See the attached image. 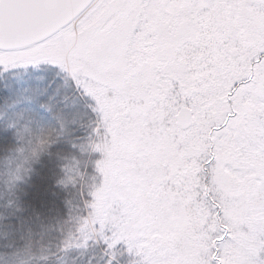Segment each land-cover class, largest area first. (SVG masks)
I'll return each instance as SVG.
<instances>
[{
	"label": "snow or ice",
	"instance_id": "obj_1",
	"mask_svg": "<svg viewBox=\"0 0 264 264\" xmlns=\"http://www.w3.org/2000/svg\"><path fill=\"white\" fill-rule=\"evenodd\" d=\"M0 232V264H264V0H0Z\"/></svg>",
	"mask_w": 264,
	"mask_h": 264
},
{
	"label": "rangeland",
	"instance_id": "obj_2",
	"mask_svg": "<svg viewBox=\"0 0 264 264\" xmlns=\"http://www.w3.org/2000/svg\"><path fill=\"white\" fill-rule=\"evenodd\" d=\"M19 163L20 161L17 160L15 163H13L12 167L15 168ZM16 242L17 245H23L25 244V239L19 240V238L17 237ZM26 243L28 245L27 248L21 247L16 250V252L19 254L18 264H33V253L37 255L47 254V249L49 247V240L47 235L34 234L29 239H27ZM68 264H71V258H68Z\"/></svg>",
	"mask_w": 264,
	"mask_h": 264
},
{
	"label": "trees",
	"instance_id": "obj_3",
	"mask_svg": "<svg viewBox=\"0 0 264 264\" xmlns=\"http://www.w3.org/2000/svg\"><path fill=\"white\" fill-rule=\"evenodd\" d=\"M18 238H19V240L24 239V238H21V237H18ZM4 242H5V235H4L3 232H0V246H2V245L4 244ZM7 242H8L10 245H12V246L17 245L16 239H8ZM18 244H19V243H18ZM14 250L16 251L17 249L14 247ZM46 255H47V254H46ZM41 263H43V262H41Z\"/></svg>",
	"mask_w": 264,
	"mask_h": 264
}]
</instances>
